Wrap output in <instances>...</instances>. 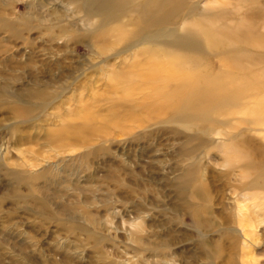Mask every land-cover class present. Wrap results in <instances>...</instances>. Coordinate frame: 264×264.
<instances>
[{"label":"rangeland","instance_id":"obj_1","mask_svg":"<svg viewBox=\"0 0 264 264\" xmlns=\"http://www.w3.org/2000/svg\"><path fill=\"white\" fill-rule=\"evenodd\" d=\"M74 1L0 0V264H264V0H186L201 51ZM228 71L236 94L170 110Z\"/></svg>","mask_w":264,"mask_h":264},{"label":"bare ground","instance_id":"obj_2","mask_svg":"<svg viewBox=\"0 0 264 264\" xmlns=\"http://www.w3.org/2000/svg\"><path fill=\"white\" fill-rule=\"evenodd\" d=\"M77 5L78 10L82 11L86 18H96L99 23L121 24V19L128 17L126 20L128 19L133 28L127 32L122 31V28L120 39L126 36L137 37L138 34H146L152 37L155 35V32L162 31L164 39H166V41H164L165 43L180 50L191 49L193 51H201L204 47H208L209 49L217 48L221 40L220 33L215 31L211 32L205 29L192 31L183 28L181 32H176L174 29L170 28L180 15V10L183 11L186 9V0H81ZM241 27L242 29H247L249 34H254L253 27L249 23H244ZM238 29H232L235 34L233 31L230 32L229 37L231 39L241 37L240 33L236 31ZM198 36H202L201 38L203 39H199ZM254 37L258 41L257 35ZM152 64L155 65L154 62ZM175 64L176 63H171L167 68L170 74H174L176 70L180 69L176 67ZM234 65L235 63H233V66ZM154 69L155 68L147 69L148 71L145 72V74H151ZM191 71L192 70H190V72ZM206 74L207 72H203L202 75H198L201 78H198L196 81L193 80L191 83L189 82L188 90H175L173 99L176 101L171 102L169 105L170 110L177 109L180 111H189L190 109H196L194 110L195 112L204 114L211 107L206 96L214 94L218 95L216 99H219L222 94H236L239 89H241L240 85L233 83L230 71L222 74H209L211 78L208 79V83L202 81V77ZM184 78L185 80L191 79V75H185ZM243 82L246 81L243 80ZM185 117L188 118L189 115H185ZM202 130H204V128H202ZM183 185H185V182H181L180 186ZM135 227L140 228V223H135Z\"/></svg>","mask_w":264,"mask_h":264}]
</instances>
